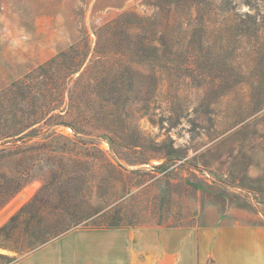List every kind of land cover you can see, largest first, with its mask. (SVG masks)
<instances>
[{
	"label": "rangeland",
	"instance_id": "1",
	"mask_svg": "<svg viewBox=\"0 0 264 264\" xmlns=\"http://www.w3.org/2000/svg\"><path fill=\"white\" fill-rule=\"evenodd\" d=\"M124 12L154 55L98 56ZM103 179L126 192L106 219L55 208L101 206ZM18 184L0 227L37 194L70 230L264 225V0H0V199ZM27 228L0 236V264L41 247Z\"/></svg>",
	"mask_w": 264,
	"mask_h": 264
},
{
	"label": "crops",
	"instance_id": "2",
	"mask_svg": "<svg viewBox=\"0 0 264 264\" xmlns=\"http://www.w3.org/2000/svg\"><path fill=\"white\" fill-rule=\"evenodd\" d=\"M264 264V225L78 227L13 264Z\"/></svg>",
	"mask_w": 264,
	"mask_h": 264
},
{
	"label": "trees",
	"instance_id": "3",
	"mask_svg": "<svg viewBox=\"0 0 264 264\" xmlns=\"http://www.w3.org/2000/svg\"><path fill=\"white\" fill-rule=\"evenodd\" d=\"M98 3H102L106 0H97ZM126 0H123V3ZM125 15L127 13L124 12L119 18H117L112 23L106 25L104 29H100L97 34V41H96V48L95 51L100 57H106L109 55L108 53H121V55H125L126 53H134L139 54L143 50H146L149 54H155V47H144L147 41H153L155 37L154 29H149L145 27L143 21L136 22L137 27L140 29V35H138L137 42L132 41V36L128 34L127 29L125 26L129 23L126 20ZM118 29H120L118 31ZM104 32V33H103ZM105 33L109 35V39H105L107 41V45L103 41V36ZM126 37V39H125ZM129 39V40H128ZM112 50V51H107ZM87 54H85V57ZM82 74V73H81ZM107 165H110L108 161L105 162ZM116 172L119 176L118 182H120V187L125 188L126 178L123 171L116 169ZM114 183H111L108 180H102V183L99 185V199L101 206L95 207L92 205H88L85 207L75 208L72 203V196L71 195H64L62 199L61 207L60 208L63 216H68L72 222L80 223L83 221H92L95 218H105L108 214L116 211L117 208H121V202L123 201L122 197L126 195V192L121 193L119 196L118 191L115 187ZM21 184L13 186L9 191H7L5 197L0 199V208L6 203L7 198L15 194ZM117 196V197H115ZM118 198L122 199L118 203L116 202ZM112 202H116L115 205L109 206ZM51 206V204L45 203L44 199L37 194L32 198L24 207L21 208L19 212L14 214L10 220L0 227V236L7 235L13 229L17 227V224L21 221H25V224L28 225L25 234L29 237L34 238L33 242L30 244V248L35 246H45L52 241L56 240L57 238L63 236L64 234L70 232V225L65 223V220L58 222L53 226H45V222L43 216L40 214V210L42 207ZM67 217V218H68ZM106 219V218H105ZM84 227H91V228H110V227H128L125 225H118V224H104L99 225L95 224L94 226L86 224ZM40 247V248H41ZM38 250V249H37ZM17 260L12 261L9 264L15 263Z\"/></svg>",
	"mask_w": 264,
	"mask_h": 264
}]
</instances>
